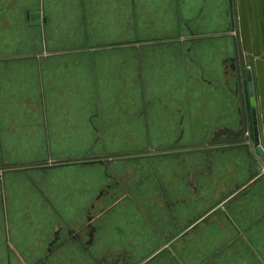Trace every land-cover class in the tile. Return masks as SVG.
<instances>
[{
    "label": "crops",
    "instance_id": "crops-1",
    "mask_svg": "<svg viewBox=\"0 0 264 264\" xmlns=\"http://www.w3.org/2000/svg\"><path fill=\"white\" fill-rule=\"evenodd\" d=\"M11 1L16 0H0V17L9 24L21 11L20 37L39 34V49L0 56V65L18 64L21 76L17 89L4 73L0 83V264H76L77 252L83 259L77 264H90L111 240L131 256L146 242L139 264H264V155L252 139L245 75L250 71L264 153V0H17L14 6ZM124 10L132 18L133 40H111L106 33L120 31ZM60 32L81 33L83 44L56 46L52 34ZM127 47L134 49L131 78L140 111L117 106L122 60L97 57ZM171 47L178 57L168 55ZM242 112L247 148L229 143L201 151L210 142L236 139ZM14 113L20 114L17 122ZM139 116L147 148L128 154L109 150L123 122L131 118L138 126ZM224 127L231 133L209 139ZM41 144L46 156L25 152ZM62 145L83 147L60 154ZM48 160L54 167L41 168ZM129 160L148 163L151 185L165 208L155 188L142 203L112 169ZM103 171L123 191L106 209L122 204L120 212L130 217L108 221L120 224L112 233L95 228L94 248L81 243L76 250L44 249V224H64L66 242L80 241L90 219L72 227L93 199L112 189L105 186L94 195L92 177ZM153 205L161 216L149 211ZM102 219L95 220L99 226L106 225ZM155 240L162 245L156 251ZM59 257L66 259L60 263Z\"/></svg>",
    "mask_w": 264,
    "mask_h": 264
},
{
    "label": "rangeland",
    "instance_id": "rangeland-1",
    "mask_svg": "<svg viewBox=\"0 0 264 264\" xmlns=\"http://www.w3.org/2000/svg\"><path fill=\"white\" fill-rule=\"evenodd\" d=\"M17 2L19 4V1L17 0L11 1V4L14 6V5H17ZM16 8H18V6H16ZM20 15H21V11L17 14V16H12L11 17L12 20L9 22V24L7 21H3L2 18L0 17V56L14 54V53H21V52H30L32 50L39 49V39H38L39 34L28 32L26 34V37L24 38L23 36L20 37V33H19L20 29L23 28L22 26L23 20ZM63 20L65 21L64 18ZM117 24L120 26L119 27L120 31L119 32L117 31L116 33L115 32L106 33V36L110 38L111 40H115V37L117 36V40H121L122 42L133 40L132 18L128 10H124L123 12V15L121 18V25L119 23ZM19 26H22V27H19ZM63 27L66 28V24ZM98 34L99 33H97L95 36L96 39H99L100 38L99 35H102V34H99V35ZM22 35L25 36V34H22ZM52 35H53V39H52L53 44H55L56 46L57 44H59V46L60 45L65 46L67 44H70V45L73 44L77 46V45L83 44L82 34L79 32H73V33L60 32V33H54ZM168 51H169L168 55L172 56V58L178 57V54H177L178 49L176 47H171L170 49L168 48ZM43 55L48 56L47 53H44ZM105 55L107 57H117V59L122 60V66L120 67H122L123 75H122V80H121V75L119 77L120 85L117 89V95H116L117 96L116 100L119 103L117 106L119 108L122 107V110L125 112L126 111L129 112L130 108L134 109L135 107L138 108V110L140 111L141 110L140 99L139 97L137 98L136 92L134 93V90H135L134 85H136L134 83H136V78H134V80H133V77L131 78V73L135 72L132 70H135L134 64L136 63L134 49L127 47V48H123L122 50L116 53H111V54L99 53L97 54V57L103 58L105 57ZM18 67H19L18 64H11V63L0 65V83L3 82L2 74L4 73L6 76H9L12 79L11 80L12 87L16 89L19 88L20 84H19L18 78L20 76V71L17 70ZM30 67L31 66L29 65L24 66V68H28L26 69L27 71H30L29 69ZM114 67L115 66L113 65V69ZM22 85L23 83L21 84V86ZM240 114H241V111H240ZM19 115H20L19 113L13 114L16 122L19 119ZM27 115L29 116V114ZM37 116H38V120H40L39 114ZM138 119H139V121H137L138 126L136 122H131V118H128L123 122V129H122L123 133L122 132L120 133L121 130H119V133L116 135L117 142L109 145V150L114 151V152H119V153H127V152L131 153V152L141 151L147 148L145 133L142 127L143 125L141 123L140 116L138 117ZM132 123H133V126H132ZM229 130L230 128L228 129L227 127L218 128L217 130H214V132L211 134L209 139L217 140L219 138L227 136V134L229 133ZM26 147H27L25 150L26 153L28 152L29 153H34V152L40 153L39 151H41L42 157L47 155L46 146L44 144H41L40 148H37V149L33 148L31 145H28ZM82 147L83 146H79V145H74V146L71 145V147L62 145V146H59L58 149H60L59 150L60 154H63V153L71 154V153H76L79 151L81 152ZM85 148L83 150H86ZM45 162L46 164L44 165L52 164L50 160L45 161ZM112 169L124 181L128 189H131V190L133 189V193L135 194V196L140 202L148 203L147 201H145L146 198L151 200L150 197L153 194L149 192L147 193L146 191L152 190L154 188L156 190L157 186L155 184H154L155 187L154 185H151L153 183L151 182L153 180V177H151L150 168L148 166V163H146V161H142V160L123 161V162H119L118 164H114L112 166ZM92 181L95 182L94 183L95 186L92 189L94 191V195H96L95 193L99 188H105L106 186V191H108L109 189H107V186H110V188L112 189L110 190V194L106 196L105 198L102 197L101 199H98V198L93 199L90 207L85 208V210H83L80 223L75 224L74 227H72L74 229H79L80 227L83 226V223L85 222L88 223L90 219V226L86 228V231H85L86 234L84 232H81L79 235L80 243L78 242V240L74 238L71 239L70 242L69 241L68 243L66 242V239L68 237V228L66 225L57 224V223L55 225H52V224L45 225L44 224L43 225L44 228L42 230L43 237L46 239L44 243V249L52 251L58 247L62 250H65L66 248H70V249L72 248L73 250L74 249L76 250V249H82L83 246L81 245V243L88 245L90 248H94L95 247L94 244L97 243L94 239L95 228L100 227V231L102 232L104 231L105 234L112 233L111 231L118 230L120 228V224L119 226L112 225V224H109L108 221L117 222L118 220V222H120L118 217H123V215L125 217H130V214L126 215L124 211H123L124 212L123 214L122 212H120L122 210H119L118 207H121L122 204L117 205V207H115L112 210L106 209V207L114 203L116 199L118 198L120 199L121 197H123V191L120 190V188L117 186L116 182L114 181V179L111 177L109 173H105L103 171L101 177H92ZM155 195H157L156 198L159 202V206L165 208L164 200L162 199V194H160L159 191L156 190ZM150 208L151 209H149V211L154 213L155 216H157V214H159L160 216L162 215L161 209H158V210L155 209L156 207L154 205ZM33 212L34 210H31V214H33ZM100 216H103V219L101 220V222H106V225L99 226V224H97V221L95 220ZM2 217H3V211H2V206H1V193H0V220H2ZM29 222L33 223V221H29ZM29 227L32 228V225ZM105 229H108V230H105ZM107 236L108 235H106V237ZM107 242L108 243H106V248L103 246V244L98 242V248L99 249L105 248L106 251L103 250V253H100V255L99 253L98 254L96 253V257H94L95 260L91 258L90 264H128V263L139 264L145 259V258H142L143 256L139 255V252H142V249L144 248V246L146 247V244H144L146 242L144 241L139 242V249L137 248L139 250V251L137 250L138 255H135V256H131L128 253H125L124 251H119V249L122 246V245L120 246L121 244L119 243L120 241L114 242V240H111ZM64 243H67V244H64ZM114 244L117 245L116 250H115ZM153 246L155 248L154 251H156L160 249L162 245L160 241L155 240ZM55 259H59V262L63 263V260H65L66 257H59ZM74 260L73 261L77 264V260L82 261L83 259L79 257V253L77 252L76 255L74 256ZM68 264H72V262H68Z\"/></svg>",
    "mask_w": 264,
    "mask_h": 264
},
{
    "label": "water",
    "instance_id": "water-1",
    "mask_svg": "<svg viewBox=\"0 0 264 264\" xmlns=\"http://www.w3.org/2000/svg\"><path fill=\"white\" fill-rule=\"evenodd\" d=\"M237 70V69H236ZM246 75V84H247V93L249 96V104L251 107V113H250V117H251V125H252V139H253V143L255 145V149L256 151L259 153L260 156H263L264 153L262 152L259 143H258V129H257V121H256V113H255V108H254V98H253V87H252V82H251V75H250V71H246L245 72ZM242 109V108H241ZM242 118L243 120H241L240 122V130L239 133L237 134H233L236 135L237 138L234 140H225V141H218V142H210L208 143V147L206 149L201 150L204 153H209L212 151H218L219 149H221V146H225L228 145L229 143L235 144V146L233 147H246L247 148V141L249 140V136L246 134L247 132V126H246V122L244 120V113L242 112ZM229 133H231L229 131ZM220 147V148H219ZM249 150V149H248ZM171 155H178L179 153H170ZM103 164H107L108 161H104V162H100ZM54 166L52 165H47V166H42L41 168L45 169V168H52ZM145 264V263H144Z\"/></svg>",
    "mask_w": 264,
    "mask_h": 264
},
{
    "label": "flooded vegetation",
    "instance_id": "flooded-vegetation-1",
    "mask_svg": "<svg viewBox=\"0 0 264 264\" xmlns=\"http://www.w3.org/2000/svg\"><path fill=\"white\" fill-rule=\"evenodd\" d=\"M74 238V237H73Z\"/></svg>",
    "mask_w": 264,
    "mask_h": 264
}]
</instances>
